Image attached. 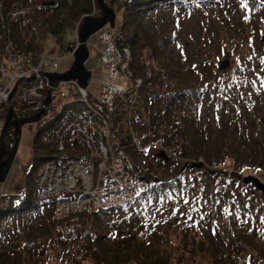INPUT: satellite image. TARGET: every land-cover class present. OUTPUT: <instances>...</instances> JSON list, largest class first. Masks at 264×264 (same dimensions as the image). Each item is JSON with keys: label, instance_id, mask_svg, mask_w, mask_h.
<instances>
[{"label": "trees", "instance_id": "1", "mask_svg": "<svg viewBox=\"0 0 264 264\" xmlns=\"http://www.w3.org/2000/svg\"><path fill=\"white\" fill-rule=\"evenodd\" d=\"M153 1L124 0L120 10L122 27L132 33L127 43L136 56L131 63L133 80L144 82L135 97L116 102L113 116L116 137L145 181L144 191L127 205L129 209L85 208L64 219L56 218L52 203L0 195V264H183L186 255L194 258L197 253L204 257L208 254L215 264H235L238 259L241 263L242 257L252 260V256L261 257L260 264L264 259V205L259 195L248 194L246 187L250 184L256 192H262L254 183L246 184L218 170L229 163L235 174L246 167L264 176V91H253V82L264 81V72L258 80L252 73L264 71V55L257 61L240 62V70L231 75L217 70L209 56L205 62L193 64L186 51L176 52L174 47L162 50L155 37L137 31L146 5ZM166 1L174 7L179 5L177 8L188 2ZM204 1L207 7L212 2ZM28 2L0 0V36H8L20 50L35 54L46 53L44 46L52 38L61 45V53H69L76 41L65 46L64 39L72 36L77 22L82 24L80 18L88 17L89 9L75 2L61 15L57 9L68 6L66 0ZM45 2L54 5L43 6ZM213 20L214 32L227 30L222 21ZM232 28L235 32L231 39L246 44V38L236 37L245 32V25ZM223 38L227 36L210 40H217L221 46L226 41ZM143 57L151 59L154 66L151 79L144 70L147 60ZM63 110L68 116L58 134L69 121L86 120L92 115L79 101ZM53 136L35 146L36 163L55 151L57 141ZM133 139L139 140L141 148H164L182 162L172 157L170 161L161 160L153 150H136ZM12 142L6 138L8 150H12ZM148 153L154 154L155 164L149 162ZM67 154L70 158L84 155L73 149ZM194 161H202L209 174L183 179L182 166ZM147 205L153 208L157 226L142 224L147 234L140 239L132 231V221L140 217L139 208ZM129 211L127 220L124 214ZM191 233L201 236L192 239L188 237Z\"/></svg>", "mask_w": 264, "mask_h": 264}, {"label": "rangeland", "instance_id": "2", "mask_svg": "<svg viewBox=\"0 0 264 264\" xmlns=\"http://www.w3.org/2000/svg\"><path fill=\"white\" fill-rule=\"evenodd\" d=\"M31 1L32 0H29L28 3H42L43 0ZM186 1L188 2L183 3L181 8H177L179 5L174 7L168 4L166 0H154L153 2L148 3L146 5L144 14L141 15L138 21V25H141V27H138L137 31L139 33L147 32L151 37H155L158 40V44L162 50H166L168 47H174V51L176 52L179 50L186 51L189 56V61L193 64H196L197 62H205V59H207L209 56V59L216 65L217 70H219L221 62L223 60L229 59L231 61V65L225 70V72L230 73L231 75L237 74V71L240 70V62L243 65L247 61H257L264 55V44L260 42V34L264 32V0H237L236 2L212 0L211 3H208L210 4L208 7L206 6L207 4L204 0ZM66 2L71 6L68 4V6H63V8L61 7L60 9H57L60 11L61 15H65V13L68 12L67 8L73 7V5L75 6V2H79L81 5L83 4L87 9H89V17L100 18L102 16L101 9L98 7L96 0H74V2L73 0H66ZM107 3L117 13L115 27L113 29L116 31L120 30L123 24L122 13L120 10H122L124 0H107ZM57 10L55 11L56 14ZM84 18L85 17L80 18L82 24ZM213 19L222 21L227 30L222 33L220 31L214 32L215 28L212 26V22H214ZM82 24L81 22H77L75 24V28H73V31H71L73 32L72 36L67 35V37L64 39L63 44L65 46H67L72 41H76L78 43L77 35ZM232 25H245V32L243 31L236 37L240 36V39L241 37L242 39L246 38V44L237 40L233 41L231 39L233 32H235L234 28H232ZM109 29L112 28L110 25H107L104 29L93 35L88 41L90 57L86 63V70L91 76L88 80V91L95 98L100 96L101 84L107 80L108 76L107 69L103 70V65L101 66V55L104 49L101 37ZM122 29L126 31L128 36L132 34L131 31L129 32L128 29H125V27ZM229 29H232V31ZM218 35H221V37L227 36V38H223V40H226L225 44L219 46L218 42H216L217 40H210L213 37L214 39L217 38ZM209 40L212 42V44L209 42ZM44 48L47 55L57 59V67L55 70L56 73L63 74L72 67L74 57H68L67 53H61L63 51L61 45L58 44L54 39L51 38ZM131 53H133L132 50ZM246 55L248 58L245 57ZM134 56L135 55H131L132 58L136 59V56ZM143 58L147 60L145 62L148 65L152 64L150 62L151 59L147 57ZM253 66H256L255 63H253ZM155 68L157 69L156 65ZM144 70L146 71V67ZM153 70L154 66L151 65L152 74ZM263 72V69L252 71V73L255 74L257 80L263 75ZM252 75L249 74V76H251V80H255L254 76ZM148 79H150V77ZM114 83L125 89L132 88L135 84L124 72H120V76L114 81ZM253 84L255 86V88H253L254 92L259 93L260 90L264 91V81L258 80L253 82ZM242 90H244L246 94L249 95L248 90ZM53 96L54 99L49 114L43 118L42 121L34 124H26L21 128L18 152L6 181L0 184V195L28 196L33 202L36 201V176L37 174L39 175L41 166L43 167L44 164L42 165V162H35V146L41 144L42 141L51 135H54L53 141H58V129L62 123L66 121L68 116L67 112L63 110V107L71 102L79 101V88L74 82L62 83L60 88L53 92ZM3 124L4 121L0 120V127ZM106 142L113 149L114 147L120 146V140H114L111 133L108 134ZM135 142L139 143L137 139H135ZM113 144L115 145L114 147ZM138 146L140 145H135L136 150H138ZM119 150L121 151V154L125 156V149L120 148ZM154 152L157 153L156 151ZM112 154H114V151ZM151 154L152 153H148V160L152 164H155L153 158L154 154ZM167 154L168 156L172 157L169 152H167ZM47 156H49V154ZM126 158L129 160V163L134 166L133 160L129 156ZM175 161L180 160L177 158ZM181 162L182 161H180V163ZM199 163L203 162L194 161L193 163H186L184 166H182L181 172L184 176L183 179L187 180L189 176L193 175H205L203 172L209 174L210 171L206 170L204 168L205 166H203L201 169L193 167V165ZM35 167L36 169L33 171ZM153 167H157V163L156 165H153ZM218 170L222 174L225 172L227 177L235 176L237 179L243 180L244 177L253 176L257 177L262 183H264V176L260 173H256L255 171L253 172L250 169L244 168L242 172L235 174L232 166L229 163L223 168H218ZM134 173L135 175H139L138 172L134 171ZM246 191L248 194H251V192L257 193L259 195L258 197H260L259 199L262 200L261 202L264 205V195L262 193L260 194L259 192H256L250 184L246 187ZM175 204L176 202L173 203L174 208L176 207ZM159 205L160 204L158 203L155 206L157 207ZM126 206L127 205L124 206L126 209L130 207ZM130 214V211L124 214L127 220H129ZM138 215L140 217H137L132 221V231L136 233L138 238L143 239L144 235L147 234V231L146 229H142V224L148 228H154L157 226V223L152 206L147 205L140 207ZM150 217L153 218L152 221H149ZM113 220L118 221V217L114 216ZM195 236L198 239L200 238L201 233H191V235L188 237L193 239ZM238 250L240 254H243L242 250L239 248ZM52 254L53 253L49 254L51 260ZM186 256L187 257L184 258L183 264H186L187 262H189V264H215L211 262L208 254L205 255V257L199 253H197V256L194 258L190 257L189 255ZM259 258L261 259V257ZM259 258L252 256V260H250L248 257H242L241 263H239L238 259L235 264H258L260 261ZM82 264L93 263L86 262ZM260 264H264V259H262Z\"/></svg>", "mask_w": 264, "mask_h": 264}, {"label": "built area", "instance_id": "3", "mask_svg": "<svg viewBox=\"0 0 264 264\" xmlns=\"http://www.w3.org/2000/svg\"><path fill=\"white\" fill-rule=\"evenodd\" d=\"M101 41L104 45L101 63L108 76L95 105L105 111L92 107L88 90L79 89L80 101L92 115L67 125L59 136L55 154L43 165L37 183L38 200L56 202L58 218L79 213L84 208H113L132 201L143 190L133 166L121 154L120 146L114 147V143V149L111 148L106 138L111 133L116 140L113 121L116 102L135 97L144 81L133 80V58L124 29L109 30L102 35ZM70 48L68 54L72 56L78 45L72 44ZM56 67V58L20 50L8 36H0V120L4 121L0 138L10 109L14 112L13 120L22 121L35 117L46 107L49 94L57 90L47 74L54 73ZM145 67L151 78V65L146 63ZM120 72L135 83L132 88L125 89L114 83ZM13 133L11 127L9 134ZM77 148L86 152L85 160H57Z\"/></svg>", "mask_w": 264, "mask_h": 264}, {"label": "water", "instance_id": "4", "mask_svg": "<svg viewBox=\"0 0 264 264\" xmlns=\"http://www.w3.org/2000/svg\"><path fill=\"white\" fill-rule=\"evenodd\" d=\"M98 7L101 9L102 16L100 18L86 17L78 31L79 48L74 54V62L72 67L63 74H50L49 79L53 83H67L75 82L79 87L86 88L88 80L90 79V74L86 70V63L90 57L88 50L89 39L98 33L100 30L104 29L107 25L114 26L116 20V11L107 3V0H96ZM54 2H45L43 6H53ZM260 41L264 43V33L260 36ZM231 61L229 59L223 60L219 66L221 71L226 70L230 67ZM52 102L51 95L45 102V106H48ZM47 116V110L44 108L40 114L37 116L22 120V121H12L13 119V109L9 111L7 117V123L3 129V135L0 139V184L4 183L10 173L14 159L18 152V147L20 143L21 128L26 124H34L41 121L43 117ZM15 128L14 138L15 145L14 149L8 154L5 146V137L8 135L10 127ZM158 158L164 161H169V158L165 153H159ZM203 163L193 165L194 168H202ZM244 183L248 184L253 182L258 189L264 193V183H262L257 177L249 176L245 178Z\"/></svg>", "mask_w": 264, "mask_h": 264}, {"label": "flooded vegetation", "instance_id": "5", "mask_svg": "<svg viewBox=\"0 0 264 264\" xmlns=\"http://www.w3.org/2000/svg\"><path fill=\"white\" fill-rule=\"evenodd\" d=\"M12 147V144H10V148ZM13 150V149H12ZM12 150H8V154L5 158H7L9 156V154H11Z\"/></svg>", "mask_w": 264, "mask_h": 264}]
</instances>
